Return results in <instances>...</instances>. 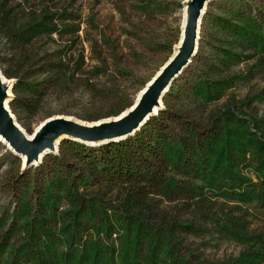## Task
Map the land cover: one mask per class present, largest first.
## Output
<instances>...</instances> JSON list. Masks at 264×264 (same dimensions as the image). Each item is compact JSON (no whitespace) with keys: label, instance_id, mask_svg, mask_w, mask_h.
Listing matches in <instances>:
<instances>
[{"label":"rangeland","instance_id":"374dc122","mask_svg":"<svg viewBox=\"0 0 264 264\" xmlns=\"http://www.w3.org/2000/svg\"><path fill=\"white\" fill-rule=\"evenodd\" d=\"M229 1H203L192 52L155 109L153 115L167 111L169 131L162 132L161 156L152 158L153 175L113 177L104 165L77 157L67 142L97 147L124 140L145 123L151 128L152 114L119 137L61 136L54 150L30 162L0 139V264L13 257L14 264H36L34 249L46 244L59 261L66 255L71 264H88L96 242L97 264L109 256L122 264L127 233L137 224L138 264H236L241 254L260 259L264 0H237V17L228 13ZM195 3L0 0V71L14 122L31 135L52 116L79 124L111 118L86 80L100 83L103 73L93 74L101 67L119 82V61L125 68L146 60L136 64L145 82L134 104L180 54L182 44L175 50ZM228 130L237 149L223 146ZM152 240L158 244L149 262Z\"/></svg>","mask_w":264,"mask_h":264},{"label":"trees","instance_id":"16d2710c","mask_svg":"<svg viewBox=\"0 0 264 264\" xmlns=\"http://www.w3.org/2000/svg\"><path fill=\"white\" fill-rule=\"evenodd\" d=\"M237 2V0H231L228 2L230 4L228 13L233 16L235 15L236 17L238 5ZM232 25L235 27L236 23L233 22ZM113 54L118 60V56L114 47ZM144 61L146 60L133 61V64L125 66V68L120 65L119 61L118 72H116L117 77L120 79L119 82H115L111 76L108 73H105L106 71L101 67L97 69L96 73H92L93 75H97L95 78L100 77V75L103 73V79L100 83L98 82L100 79H97L98 81L93 83V85L89 83V80H86V84L91 86V89L93 90L94 101L101 106H107L109 108L108 115L118 116L133 105L136 91L142 87L145 82V80L139 77L140 73L136 67V64ZM115 80H117V78ZM170 90H172V86L170 87ZM166 113L167 111L165 109H160L156 115H152L150 118V123L153 124L151 128L148 127L149 123H145L138 131L133 134L132 137L124 140L101 144L97 147L87 146L75 141L67 142H69L68 144L75 148L74 152L77 157L83 161L92 160L97 164L104 165L105 167L103 169H108L113 177L118 176L129 178L132 181L136 178L143 180L145 175L148 176L155 173V167L152 158H159L161 156V146L165 144L167 139L162 135V132L168 133L169 131L167 124L164 123L163 120ZM151 129L153 130V133L151 132ZM229 142H231L237 149V142H235L234 138L230 136L228 130L224 135L223 146L226 149L227 146H229ZM235 155H237V153ZM260 156L263 158L264 153L261 152ZM215 161L216 163L220 162L219 159H215ZM229 166L230 159L227 158V161L224 163V168L228 169ZM139 227L140 225L137 224L136 229L132 231V233H127L126 240L128 247H125L123 250V256L121 258L122 264H138L137 243L140 236V231L138 230ZM36 236L37 235L34 232L30 233L29 235V238L34 240V244H36V242L39 240L38 236L36 238L37 241H35L34 238ZM261 243L264 250V241ZM96 244L97 242L95 243L94 248H92L88 264L98 263V256L100 255V252L98 251ZM157 244L158 243H156L155 240H152L153 246L149 252V255L147 256L149 262L152 257L151 254L153 253ZM34 252V261L36 264H71L66 258V255L63 256V261L57 260V250L53 249L48 244L34 249ZM259 255H261L260 259L258 258L256 261H252V259H249L246 254H241L237 258L236 264H259L260 262L264 261V252L260 251ZM15 260L16 257H13V259H11L8 264H14ZM106 264H115V262L109 256V261Z\"/></svg>","mask_w":264,"mask_h":264},{"label":"water","instance_id":"95a60500","mask_svg":"<svg viewBox=\"0 0 264 264\" xmlns=\"http://www.w3.org/2000/svg\"><path fill=\"white\" fill-rule=\"evenodd\" d=\"M204 0H196L192 9L190 22L185 31L181 52L177 58L165 66L151 85L146 89L136 107L123 119L115 122L103 123L94 126H85L65 119L52 120L46 123L32 141H28L23 132L15 124L7 107L5 108L6 88L0 79V134L13 147L16 154H26L28 161L34 160L39 153L53 146V140L61 136L71 139L91 140L97 137L112 138L118 134L134 132L144 116L157 104V98L162 88L180 70L191 54L194 38L196 18L199 15Z\"/></svg>","mask_w":264,"mask_h":264},{"label":"bare ground","instance_id":"6f19581e","mask_svg":"<svg viewBox=\"0 0 264 264\" xmlns=\"http://www.w3.org/2000/svg\"><path fill=\"white\" fill-rule=\"evenodd\" d=\"M184 31H183V33H182V36H181V40L179 41V44H178V46L176 47V52L178 51V49L180 48V46H181V44L183 43V39H184ZM173 58V57H172ZM174 59V58H173ZM171 60V59H170ZM164 69V67L159 71V73L162 71ZM159 73H157V75L159 74ZM157 75L152 79V81H150L142 90H141V92L139 93V96H138V98L136 99V101H135V103L130 107V108H128V109H126L125 111H123L121 114H119L118 116H113V117H111V118H108V119H102V120H99V121H97V122H93V123H91V124H86V123H80L81 125H86V126H94V125H100V124H103V123H109V122H115V121H119V120H121V119H123L125 116H127L135 107H136V105H137V103L141 100V98L143 97V95H144V93L146 92V89L151 85V83L154 81V79L157 77ZM0 79H1V82L3 83L4 81H5V79H4V77H3V75L1 74V71H0ZM166 87H167V85H165L163 88H162V90H161V92H160V94H159V96H158V98H157V104L153 107V109H151L150 110V112L149 113H147L145 116H144V118L141 120V122L144 120V119H146V117L147 116H149L150 114H154L155 113V109H157V107H158V105H159V103H160V98H161V96L164 94V91H165V89H166ZM7 90V89H6ZM9 94V93H8ZM7 101V98L5 99V102ZM5 108H6V104H5ZM60 119H65V120H67V121H70V119L69 118H66V117H61V116H52V117H50V118H48V119H46V120H44L43 122H41V124L37 127V129L35 130V132L33 133V134H31V135H27V134H25V132H23V130H22V128L19 126V125H17L16 123V125H17V127L23 132V134L25 135V137L27 138V140L28 141H32L35 137H36V135L39 133V131L42 129V127L46 124V123H49L50 121H52V120H60ZM73 120V119H72ZM75 122V121H74ZM77 122V121H76ZM122 134H118V135H116L115 137H119V136H121ZM0 139L3 141V142H5V143H7V145H8V147L10 148V149H12L13 151H15L14 149H13V147L9 144V142L7 141V139L2 135V134H0ZM57 141H58V139H54L53 140V146L52 147H50V148H47L45 151H52V150H54L55 149V144L57 143ZM44 152H41V153H39L38 154V156L35 158L36 160H38L39 159V157L43 154ZM18 155H21L22 157H23V160H24V162H26L27 161V159H28V156L26 155V154H20V153H18Z\"/></svg>","mask_w":264,"mask_h":264}]
</instances>
